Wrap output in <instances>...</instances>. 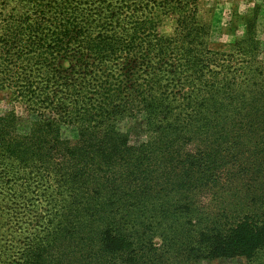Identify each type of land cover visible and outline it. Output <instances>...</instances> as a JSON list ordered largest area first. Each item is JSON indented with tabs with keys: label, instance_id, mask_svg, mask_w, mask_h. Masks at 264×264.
<instances>
[{
	"label": "trees",
	"instance_id": "trees-1",
	"mask_svg": "<svg viewBox=\"0 0 264 264\" xmlns=\"http://www.w3.org/2000/svg\"><path fill=\"white\" fill-rule=\"evenodd\" d=\"M102 1L85 3L91 8ZM150 2L153 0H145V6ZM81 12L90 21L95 20L86 11ZM31 24L28 34L37 40L29 51L36 57L35 66L41 67L51 61L49 57L56 51L55 43L48 44L46 37L55 34V26L47 29L40 24L34 28ZM145 24L142 22V27L148 30ZM246 40L237 42L249 47ZM250 40L251 48L244 52L249 54L248 59L239 66L234 62L235 56H227L218 63L213 56L199 61L196 55L186 54L185 66L178 62L168 67L147 66L141 71L136 77V94L147 92V96L144 100L138 98L136 105L138 111L147 115L146 134L159 143L149 154L142 148L137 167L136 156L131 158L129 151L116 148V141L124 145L127 138L110 124L111 114L121 111L118 104L110 105V99L105 97L106 86L93 85L92 96L86 94L90 87L84 91V86L66 84L67 81L50 90L47 81L53 80V76L48 74L45 86L24 89L30 91L31 97L50 99L48 105L56 109L69 110L35 121L27 136H16L9 126L0 124V200L10 204H3L1 212L11 213L9 206L17 201L13 199L31 188L34 192H46L50 211L34 221L39 229L27 234L22 246L11 244L15 248H8L0 244V264H180L175 260L180 257L185 259L182 264H198L218 257H240L249 264L261 263L264 62L255 59L254 47L258 42ZM215 64L221 67L218 72L213 70ZM182 67L186 69L184 73ZM181 74L197 86L184 89L180 97L185 109L180 107L174 113L170 105L156 99L154 91H166L167 85L162 82ZM79 76L86 81L88 72ZM167 97L171 100L169 94ZM94 115L97 118L91 124ZM64 122L75 124L77 141L59 136L60 123ZM164 151L166 157L153 155ZM121 165L126 171L123 175L109 174L111 167ZM147 167L154 168L149 170L148 179L158 171L163 180L177 173L184 180L179 185L187 188L188 193L171 202L172 196L161 192L163 186L157 190L141 189L136 194L129 183L145 173ZM117 181L125 185L116 184ZM209 192L222 194L226 199L224 206L216 202V196L206 202L196 201L200 198L197 193L208 196ZM158 195L159 201H138L139 196L158 200ZM5 220L16 219L7 216ZM156 235H171L168 240L163 239L168 241L167 246L152 245ZM137 240L140 248L136 246Z\"/></svg>",
	"mask_w": 264,
	"mask_h": 264
},
{
	"label": "rangeland",
	"instance_id": "rangeland-1",
	"mask_svg": "<svg viewBox=\"0 0 264 264\" xmlns=\"http://www.w3.org/2000/svg\"><path fill=\"white\" fill-rule=\"evenodd\" d=\"M85 2L86 0H0V124L9 126L14 135L27 136L35 126V121L56 117L55 112H68V108L56 109L48 105L50 99L39 95L31 97L30 91L24 90L45 86L44 79L48 74L53 76V80L47 81L50 90H55L59 84L67 81L66 84L72 82L84 86V91L90 87L86 94L92 96V86L102 84L107 87L104 94L110 99V105L118 104L121 111L111 114L113 118L110 124L127 138L124 145L121 141H116V148L118 151H129L131 158L136 156L137 167L142 148L149 154L159 143L146 134L147 115L138 111L139 106L136 105L138 98L144 100L147 96V92L136 94L135 88L139 78L136 80V77L143 69L149 68L147 66L168 67V64L178 62L185 66L188 63L186 54L188 57L196 55L199 61L204 58L212 59L213 56L218 63L228 59L227 56H235L234 62L239 66L248 59L249 54L245 55L244 52L251 48L250 39L258 42L254 47L257 50L255 59L264 62V0H153L149 6H145V0H103L93 4L91 8ZM81 11H86L95 20L90 21V17ZM142 22L146 23L148 30L143 29ZM29 24L34 28L40 24L47 29L55 26V34L46 37L49 38L48 44L55 43L56 51L53 52V57L48 56L51 61H46L41 67L35 66L36 57L29 51L37 40L28 34ZM200 26H204L205 31L199 29ZM43 31L45 30L42 29ZM244 38L248 39L246 41L249 47H246V43L238 44L237 41ZM65 50L67 51L63 53ZM215 65L213 70L218 72L221 67ZM181 70L182 73L186 71L183 67ZM84 72H88V76L86 81H81L79 73ZM162 83L167 85V90L154 91V96L163 101L164 105H170L174 113L180 107L185 109L180 97L184 89H195L197 86L193 81L190 84V78L185 74ZM168 94L171 100H167ZM38 98L40 101H37ZM91 114L92 112L90 116ZM95 118L96 115L92 117L91 124L96 121ZM59 133L63 139L77 141L78 131L72 122L60 123ZM153 155L159 158L167 156L165 151L160 154L155 152ZM153 169L147 167L145 173H136L140 177L129 183L136 194L141 189L157 190L163 186L164 190L161 192L171 195V202L188 193L187 188L179 185L184 180L177 173L163 180L158 171L148 179L149 170ZM124 172V165L109 169L111 176L114 173L123 175ZM116 184L125 185L123 181H117ZM42 190L34 192L31 188L13 199L17 201L9 206L11 213L1 212L3 204H10L7 200H0V244L3 243L8 248H15L11 244L22 246L25 236L39 229L34 221L50 212L47 208L49 200ZM173 193L176 195H172ZM213 196L217 197L216 202L220 206H224L222 202L226 199L220 193L212 195L209 192L208 196L197 193L196 197L200 198L196 201L206 202ZM139 198L138 201L161 200L160 197L158 200L141 196ZM20 214L22 218L19 217ZM7 216H13L16 219L13 222L17 225L5 220ZM7 236L14 241L8 240ZM170 237L171 235H156L152 238V245L167 246L168 241L163 239L168 240ZM138 245L140 241L137 240L136 246ZM130 246L131 244L127 248ZM175 260L180 264L185 262L183 257ZM198 264L249 263L240 257H218L202 260ZM254 264H264V259L261 263Z\"/></svg>",
	"mask_w": 264,
	"mask_h": 264
}]
</instances>
